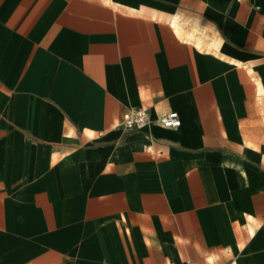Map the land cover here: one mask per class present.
Here are the masks:
<instances>
[{
	"label": "crops",
	"instance_id": "1",
	"mask_svg": "<svg viewBox=\"0 0 264 264\" xmlns=\"http://www.w3.org/2000/svg\"><path fill=\"white\" fill-rule=\"evenodd\" d=\"M0 264H264V0H0Z\"/></svg>",
	"mask_w": 264,
	"mask_h": 264
},
{
	"label": "built area",
	"instance_id": "2",
	"mask_svg": "<svg viewBox=\"0 0 264 264\" xmlns=\"http://www.w3.org/2000/svg\"><path fill=\"white\" fill-rule=\"evenodd\" d=\"M150 121L147 107L140 106L127 110L122 117L120 126L124 129H132L135 126H144ZM159 123L168 128H178L181 118L177 111H169L159 118Z\"/></svg>",
	"mask_w": 264,
	"mask_h": 264
}]
</instances>
